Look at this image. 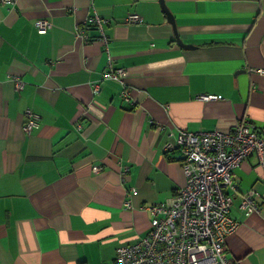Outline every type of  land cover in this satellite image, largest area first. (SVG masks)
<instances>
[{"label": "crops", "instance_id": "crops-1", "mask_svg": "<svg viewBox=\"0 0 264 264\" xmlns=\"http://www.w3.org/2000/svg\"><path fill=\"white\" fill-rule=\"evenodd\" d=\"M163 6L174 26L159 0H0V264H115L117 247L150 230L143 207L185 185L182 154L165 143L240 122L264 130V73L252 72L264 71V0ZM108 67L126 71L127 98ZM27 109L39 117L29 133ZM252 189L264 192L255 156L225 189L235 264H264V199L257 213L240 207Z\"/></svg>", "mask_w": 264, "mask_h": 264}, {"label": "built area", "instance_id": "built-area-1", "mask_svg": "<svg viewBox=\"0 0 264 264\" xmlns=\"http://www.w3.org/2000/svg\"><path fill=\"white\" fill-rule=\"evenodd\" d=\"M140 20L139 15L128 14L124 22L137 24ZM91 21L107 42L102 32L105 20L95 15ZM51 26L45 19L34 23L39 35L47 34ZM252 72L264 73L262 69ZM103 78L118 83L121 97L127 98L124 69L108 67ZM22 86L21 81H16V90ZM197 99L211 101L217 97L201 94ZM24 116L23 130L29 133L37 127L39 117L30 109ZM176 150L182 154L185 185L168 200L143 207L151 215L150 230L138 242L117 247L115 264H235L225 254L226 237L238 226L229 214L232 197L225 189L234 188L235 170L249 156H255L264 177V130L247 122L227 131L181 130L173 142L163 146L164 153ZM128 170L124 169L126 173ZM98 171L93 167L94 173ZM263 199L264 192L249 190L241 195L240 207L247 215L257 213ZM126 206L130 207V203L126 202Z\"/></svg>", "mask_w": 264, "mask_h": 264}, {"label": "water", "instance_id": "water-1", "mask_svg": "<svg viewBox=\"0 0 264 264\" xmlns=\"http://www.w3.org/2000/svg\"><path fill=\"white\" fill-rule=\"evenodd\" d=\"M159 3L162 6V8L164 9V11L167 15L168 21L174 26L173 18L171 17V15L168 13V11L163 6V0H159ZM176 41L181 47L187 48L188 45L183 44L182 41H180V39L177 36H176Z\"/></svg>", "mask_w": 264, "mask_h": 264}, {"label": "rangeland", "instance_id": "rangeland-1", "mask_svg": "<svg viewBox=\"0 0 264 264\" xmlns=\"http://www.w3.org/2000/svg\"><path fill=\"white\" fill-rule=\"evenodd\" d=\"M225 254H226V251H225ZM226 256H227V254H226Z\"/></svg>", "mask_w": 264, "mask_h": 264}, {"label": "trees", "instance_id": "trees-1", "mask_svg": "<svg viewBox=\"0 0 264 264\" xmlns=\"http://www.w3.org/2000/svg\"><path fill=\"white\" fill-rule=\"evenodd\" d=\"M173 153V152H172ZM166 154H169V153H166Z\"/></svg>", "mask_w": 264, "mask_h": 264}, {"label": "bare ground", "instance_id": "bare-ground-1", "mask_svg": "<svg viewBox=\"0 0 264 264\" xmlns=\"http://www.w3.org/2000/svg\"><path fill=\"white\" fill-rule=\"evenodd\" d=\"M240 123H243V122H240Z\"/></svg>", "mask_w": 264, "mask_h": 264}]
</instances>
